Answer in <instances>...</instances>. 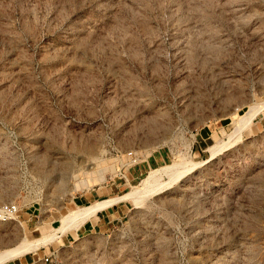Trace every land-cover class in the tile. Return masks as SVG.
<instances>
[{"label": "rangeland", "instance_id": "rangeland-1", "mask_svg": "<svg viewBox=\"0 0 264 264\" xmlns=\"http://www.w3.org/2000/svg\"><path fill=\"white\" fill-rule=\"evenodd\" d=\"M261 102L264 0H0V254L116 181L121 221L30 264H264L262 110L228 138Z\"/></svg>", "mask_w": 264, "mask_h": 264}, {"label": "crops", "instance_id": "crops-1", "mask_svg": "<svg viewBox=\"0 0 264 264\" xmlns=\"http://www.w3.org/2000/svg\"><path fill=\"white\" fill-rule=\"evenodd\" d=\"M257 117L260 120L259 121L260 124L263 125L264 124V109L260 112L259 115L255 117V119ZM254 120H253V123H255ZM157 157L158 159L163 158L162 155H158ZM142 166L145 169L147 167H150V161L147 160V163H144ZM141 168L142 167H138L137 169L131 170L130 174L134 175V174H137L138 172H139L138 174H140L142 170ZM143 171L145 170L143 169ZM121 186H125V182L118 183L116 181H113V182H110L108 185L82 190L80 193L74 196L68 210L74 209L76 207H85V206L94 204L100 200H106V199H109L110 197L117 196L116 194L120 192ZM128 210H129V206L124 200L117 201L107 207L97 210L94 214L86 218L76 230L68 231L65 234H63L60 238L65 237L67 239L71 237L75 239V238L84 237V236H87L93 233H100V232L108 231L112 229L115 226V224L121 221V219L125 216ZM59 218L52 220L50 222V228L48 229L55 227L54 222H58ZM38 227L47 228L46 226H44V224H40ZM40 231L41 230L39 229L38 232L40 233ZM34 251L25 253L14 259L8 260L3 264H30L35 260Z\"/></svg>", "mask_w": 264, "mask_h": 264}, {"label": "bare ground", "instance_id": "bare-ground-1", "mask_svg": "<svg viewBox=\"0 0 264 264\" xmlns=\"http://www.w3.org/2000/svg\"><path fill=\"white\" fill-rule=\"evenodd\" d=\"M264 109V102L250 105L248 110L246 111L245 114L242 116H239L237 119L232 132L228 135L229 140H231L233 137L237 138L241 134V132L249 126L253 122V118L261 111ZM234 140V139H233ZM229 144V142H228ZM226 143H221L218 145H214L213 147L209 148L210 156H214L216 153L219 151L223 150L225 146L228 145ZM229 146V145H228ZM88 151H92L93 147L90 146L87 148ZM86 149V150H87ZM200 163V162H199ZM199 163L194 162L191 163V166H196ZM110 168H99L97 169V172L99 173V179L104 180V174L105 171L109 170ZM176 170V167L174 165L171 166H164L159 170H152L150 174L142 181L144 185H148L153 180H155L159 175V173L162 174H171ZM188 170L187 168L183 170L181 173L178 175H182V173H185V171ZM96 174V173H95ZM98 179V178H97ZM87 185V184H86ZM130 195V194H129ZM124 195V196H118L117 198H114L112 200H109L104 203H96V204H91L89 206L83 207V208H78L74 209V211L68 212L63 218L59 221V225L54 231L50 234L44 233L40 238L34 239V240H29L27 238H23L22 241L16 245L14 248L4 251L3 253L0 254V264H2L7 257H15V256H20L25 253L34 251L46 244H49L52 242L54 239L59 237L60 235L66 233L71 227H76L78 225V220L82 217L86 218L89 217L90 215L94 214L97 210L102 209L104 207H107L117 201L123 200L124 198L129 196ZM51 232V231H50Z\"/></svg>", "mask_w": 264, "mask_h": 264}, {"label": "built area", "instance_id": "built-area-1", "mask_svg": "<svg viewBox=\"0 0 264 264\" xmlns=\"http://www.w3.org/2000/svg\"><path fill=\"white\" fill-rule=\"evenodd\" d=\"M131 155V154H129ZM20 212V207L15 202H2L0 203V222H7L15 219ZM46 257L44 261H47Z\"/></svg>", "mask_w": 264, "mask_h": 264}]
</instances>
